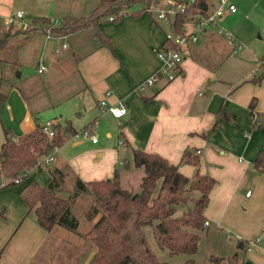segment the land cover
Returning <instances> with one entry per match:
<instances>
[{"label":"crops","instance_id":"0c3cea01","mask_svg":"<svg viewBox=\"0 0 264 264\" xmlns=\"http://www.w3.org/2000/svg\"><path fill=\"white\" fill-rule=\"evenodd\" d=\"M237 1L246 4V0ZM217 2L210 0V10ZM229 2L235 4L234 0ZM249 3V9H246L247 5L244 11L252 12L253 17H245L255 32L261 31L259 36L251 40L247 37V29L242 35L233 26L232 43L231 37L227 33L224 35L227 31L220 28L222 23L227 24L221 19L225 16L238 18V8L236 4L234 11L226 8L216 22L199 31L196 42H190L185 47L178 74L172 79L164 71L162 60L154 50L166 40L167 32L173 30L171 16L159 19L149 11L128 13L118 20L109 18L107 21L111 22L99 25L100 30L111 37L113 49L101 41L97 28L93 26L78 29L64 37L37 29L30 34L13 33L0 49V62H5L13 70L32 63L38 73L40 62L46 63L48 70L40 73L44 74L40 84L45 89L60 86L67 77L79 75L82 83L80 90L84 94L73 98L70 92L63 91L56 101L61 118L67 109L63 103L70 102L68 109L72 105L86 108L88 103L93 108L92 102L97 99L96 105L103 116L119 120L118 145H122L117 149L102 146L100 140L95 142L89 138L74 142V151L63 158L69 162L63 161V165L70 164L75 171L71 176L72 184L68 185L66 181L67 188L73 186L76 176L86 181L110 178L116 167L120 168L121 182L125 187L123 178L129 174L136 177V184H141L143 168L127 158L125 163H121L118 150L123 145L132 146V151L142 148L160 153L171 162L178 163L180 170L190 176L195 173V167L188 169L182 164L189 163L183 160L188 148L192 153L199 154L200 170L217 179L205 209L209 220L206 226L213 225L216 230L227 234L226 238L230 240L238 242L247 239V261L264 264V171L258 170L252 163L264 142V123L251 128L249 111L254 97L255 110L264 111V78L260 82L251 79L260 71L264 55V0H251ZM76 4L81 10L84 1ZM19 9L24 10L30 20L37 16L77 15L76 11H79L75 10V1L70 0H0V23L8 25L5 32L12 28L7 22L8 16ZM18 27L13 25L14 30ZM193 28L194 20H190L186 31L190 32ZM63 40L68 42V49L55 54L56 46ZM224 41L232 50L236 51L238 47L241 55L236 56L230 50L225 52ZM242 41L252 47L248 48V52L240 49L244 46ZM207 45L218 47L216 62L201 58ZM70 47H74L73 55L68 53ZM229 53L232 57L230 63ZM230 65L233 68H229ZM156 74L158 79L147 82ZM8 98L7 94L0 106L3 114L10 106L6 105ZM104 99L110 104L121 101L127 108L126 113L115 116L102 104ZM24 101L26 107L23 110L17 113L11 111L15 132L5 126L15 136L33 130L39 119L27 98ZM50 103L53 106L55 102ZM222 108L234 114L236 120L219 116ZM76 113L81 114L82 111L76 110ZM61 118L48 120L62 122ZM67 119L71 120L66 117L63 122ZM86 126L96 132V120ZM4 138L5 131L0 145ZM57 148L54 149L55 156ZM107 151L110 152L106 154ZM57 160L58 156L51 163ZM54 166L62 167L57 163ZM48 171L44 182L34 173L31 177L47 185L51 179ZM22 185L17 183L0 188V264H88L96 246L84 236L87 230L81 231L78 227L72 231L58 224L51 230L41 226L32 213L28 214V204L21 195ZM248 191H251L250 195ZM63 195L67 196L68 192Z\"/></svg>","mask_w":264,"mask_h":264},{"label":"trees","instance_id":"16d2710c","mask_svg":"<svg viewBox=\"0 0 264 264\" xmlns=\"http://www.w3.org/2000/svg\"><path fill=\"white\" fill-rule=\"evenodd\" d=\"M157 1L101 0L88 15L33 17L27 30L18 27L12 31L11 24L12 28L0 37V49L13 33L30 34L44 29L48 34L64 37L87 26L96 27L101 41L113 49L111 37L102 32L99 25L110 16L118 20L128 13L149 11L151 4ZM185 1L184 9L170 17L172 29L177 33L186 32L187 22L195 21L210 11V0ZM139 3H142L140 7L134 8ZM55 18L59 22H55ZM260 67V71L251 78L256 82L264 78V55ZM6 98L7 94L0 90V106ZM255 105L254 97L249 105L251 128L264 123V111H256ZM218 114L236 120V116L224 108ZM53 128L55 134L51 135L39 122L33 130L15 136L9 127H4L5 138L0 145V188L22 183L21 195L28 204V214L32 213L41 226L51 230L58 224L76 231L79 219L74 212L75 203L80 195L90 192L93 199L86 211V218L91 225L84 236L95 244L96 251L88 264H170L160 259L150 246L145 230L148 224L152 226L158 244L167 248L171 255L181 252L195 254L198 251L201 233L206 226L205 209L217 182L213 175L200 170L198 153H192L188 148L184 152L183 160L196 166L193 176H189L180 170L178 163L171 162L166 156L134 148L133 161L144 169L141 190L137 192L122 184L119 167L115 168L110 178L86 181L76 176L73 186L67 188L70 172L53 166L49 168V183L42 185L31 177L30 170L41 166V160L66 141V130L70 131L69 136L78 131L70 119L54 121ZM252 163L255 168L264 171V142ZM17 176H20L18 182L15 181ZM196 191L198 195L193 193ZM64 192H68V195L64 196ZM188 202L192 204L178 213L180 206ZM236 246V251L227 257L213 256L215 263L249 264L245 257L249 241L240 239Z\"/></svg>","mask_w":264,"mask_h":264},{"label":"rangeland","instance_id":"374dc122","mask_svg":"<svg viewBox=\"0 0 264 264\" xmlns=\"http://www.w3.org/2000/svg\"><path fill=\"white\" fill-rule=\"evenodd\" d=\"M69 1V0H68ZM75 1V10H79V4L80 0H70ZM84 5H82V9L78 12L77 15H88L90 14L94 8L100 3L101 0H83ZM184 1V0H181ZM251 0H246V4H242V2H238L237 0H234L235 4L238 8V18L236 19H230L229 16L223 17L221 20L225 23H222L223 25L220 26L224 31V35L227 34H233L232 28L233 26L240 32V34H245V29H247V37L251 40L255 39V36H259L261 34V31H256L253 29V27L249 23V19H247L246 16H250L249 18L253 17V13H249V11H244L245 8L248 5L250 6ZM163 2L166 5H170L171 1L169 0H163ZM142 3H139L138 5H135L134 8L140 7ZM244 7V9H243ZM242 14V17H239V15ZM244 16V17H243ZM111 22V20L107 21ZM215 24V23H214ZM213 24V25H214ZM6 24L0 23V37L4 34V32L8 29ZM169 29V27L167 28ZM14 30V28L12 29ZM200 35V34H198ZM234 39V38H233ZM226 41H224V47L225 50L233 51L232 54L236 56H240L241 50L236 48V51L231 49L230 47L226 46ZM205 44L204 42H202ZM221 42H219L220 44ZM242 44L244 45L240 49H245L248 52V48H252L250 45L242 41ZM57 47V46H56ZM228 47V48H225ZM73 48H69V52L71 55H73ZM218 47H211L209 45L205 48V53H203V60H207L210 62H216V56L218 55L216 52V49ZM239 50V51H238ZM14 51V50H13ZM63 52V51H62ZM61 52V53H62ZM60 53V54H61ZM212 54V55H211ZM229 63L232 59L231 53H229ZM1 57V56H0ZM30 58V57H29ZM29 64V63H28ZM243 67L244 65L248 64H241ZM229 68H233L232 65H230ZM232 70V69H231ZM23 72V73H22ZM23 74V75H22ZM44 79V74L38 73L34 65L30 63L29 65H24L23 68H19L18 70H13L10 66L6 65L5 62H0V89L8 94V101L6 105H10L9 108L7 106V110L2 113V108L0 109V140L3 138L4 135V127L9 126L12 131H14L13 127V117H12V110H14L15 113L19 112L20 110H23L24 107H26V103L24 101L25 98L29 101L32 110L36 112L39 120L41 122H45L48 119H54L55 117L61 118L60 112H58L57 107V100L59 99V96L63 94V91H66L67 93L70 92L71 96L73 98H76L78 96H83L84 91L80 90L81 88V80L79 78V75L76 77L75 75L67 77L60 86H52V87H46L44 85H41L40 83ZM74 101V100H72ZM50 102H55L52 105H50ZM70 102H65L62 105L65 106L67 109H65V113L63 115V118H61L62 122L65 120L66 117L71 118L72 122L76 126L77 130L80 131L82 128L85 127L86 124L89 122L96 120V134L98 136V139L100 140V145L102 146H111L114 149H117L118 141L120 139L119 133H120V122L119 120L111 117V116H103V112L98 108L96 105L97 99H94V102H92L93 108L89 107V103L86 104V108H82L72 105L73 107L68 109ZM76 110H81V114H77ZM62 112V111H61ZM105 112V111H104ZM15 132V131H14ZM112 132V133H111ZM18 133V132H16ZM68 138L63 143L61 147L57 148L56 156H58V160L55 163L50 164H42L40 167H36L32 170L31 174H35L34 176H37L41 182H44L46 180V176L49 175L48 169L50 167H53L54 165H60L66 170L70 172L69 178L67 180L68 185L72 184V177L75 174V171L73 168H71L70 164L63 165V158L65 159V156L67 154H71L74 151V142H76L79 139H85L82 137H78L76 135L73 136H67ZM90 139V138H89ZM87 141V140H86ZM90 143V142H86ZM90 146V144H88ZM88 146V147H89ZM119 156L121 163H125V161L132 162L133 163V151L132 146L129 145H123L120 147ZM110 151H107L106 154H108ZM127 158V159H125ZM66 163H69L67 161H64ZM183 166H186L188 169L195 167L191 163H182ZM194 170V171H195ZM144 172V169H143ZM194 174V173H193ZM190 175V176H193ZM72 178V179H71ZM125 180L124 184L129 187L131 190L137 192L141 190V184H136L137 180L136 177L132 174H129L127 177L123 178ZM195 195H198L199 192H193ZM93 195L90 192L83 193L80 195L75 203L74 206V212L76 216L79 219V227L80 230H87L91 222L86 218V211L89 209L90 204L92 202ZM191 202H188L184 204L183 206H180V209L178 213L182 212L183 208L188 207L191 205ZM145 230L148 236V240L150 243V246L154 249V251L157 253L158 257L163 260H167L170 264H216L213 260V256H223L227 257L231 254H233L236 251L237 248V241L236 239L230 240L229 238H226L227 234L223 233L221 230H216V228L213 225L205 226V228L202 230L201 233V240L199 244V249L195 254L187 253V252H181L178 254H170L167 248L161 247L154 235L153 228L150 224L145 226ZM90 241V240H89ZM93 243L92 241H90ZM263 244V242H261ZM192 259V260H191ZM190 260V261H189Z\"/></svg>","mask_w":264,"mask_h":264},{"label":"built area","instance_id":"2783aa9c","mask_svg":"<svg viewBox=\"0 0 264 264\" xmlns=\"http://www.w3.org/2000/svg\"><path fill=\"white\" fill-rule=\"evenodd\" d=\"M171 1L170 5H166L164 2H154L149 7V11L154 13L159 19H166L170 16L175 15L179 10L184 9L186 6V1L181 0H169ZM192 1V0H189ZM226 8L231 10H236V5L230 3L229 0H218L217 4L211 9L207 15L198 17L194 21V28L192 31H186L184 33H177L174 30L167 32V38L159 46H155L154 50L159 58L162 60L164 71L168 73L170 79L174 78L178 72L183 59H184V49L190 42H196L199 39V31H201L207 24L216 22L217 18L220 17ZM110 19H114V16H110ZM55 22H59L58 18L53 19ZM7 22L11 25L17 24L21 29L27 30L31 24V20L28 18L24 10H17L8 16ZM49 29V28H47ZM223 30V29H222ZM231 37L233 43L232 34H228ZM69 45L66 40H63L55 48V54H60L62 51L68 49ZM48 70V65L44 62H40L38 66V71L40 73L46 72ZM158 79V75H153L148 79L147 82L152 83ZM102 104L107 107L115 116L120 117L126 113L127 108L124 103L121 101L118 104L107 103V100H102ZM106 109V108H103ZM54 121L47 120L43 123V128L46 132L53 135L55 130L53 128ZM70 131L66 130V136H69ZM73 135L82 138H90L93 141H98V136L95 131L90 127H84L80 131H77ZM72 135V136H73ZM70 137V136H69ZM68 138V137H67ZM54 150L46 155L42 160V164H50L56 159L54 155ZM20 176L15 178V181H19ZM247 194H251V191H248ZM209 223V220H206V224Z\"/></svg>","mask_w":264,"mask_h":264},{"label":"water","instance_id":"95a60500","mask_svg":"<svg viewBox=\"0 0 264 264\" xmlns=\"http://www.w3.org/2000/svg\"><path fill=\"white\" fill-rule=\"evenodd\" d=\"M39 122H40V120L38 119V120H37V123H39ZM248 263H249V264H250V263L252 264V262H251V261H248Z\"/></svg>","mask_w":264,"mask_h":264}]
</instances>
